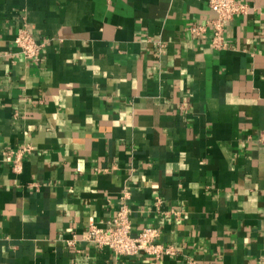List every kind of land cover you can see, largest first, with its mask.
Instances as JSON below:
<instances>
[{"label":"crops","instance_id":"1","mask_svg":"<svg viewBox=\"0 0 264 264\" xmlns=\"http://www.w3.org/2000/svg\"><path fill=\"white\" fill-rule=\"evenodd\" d=\"M243 1L216 49L208 0H0V264H151L82 240L123 203L158 264H264V0Z\"/></svg>","mask_w":264,"mask_h":264},{"label":"built area","instance_id":"2","mask_svg":"<svg viewBox=\"0 0 264 264\" xmlns=\"http://www.w3.org/2000/svg\"><path fill=\"white\" fill-rule=\"evenodd\" d=\"M208 5L209 9L216 14L215 18L210 21L213 29V46L216 49H223L226 47L227 42L225 36L226 26L236 15L245 14L248 10V5L243 0H208ZM192 30L196 33L202 31L201 28H193ZM14 44L19 47L20 52L26 59L35 60L40 58L44 45L34 38L28 27L19 29ZM160 48H162V45ZM30 149L31 147L27 146L20 151L13 166L14 171L20 172L22 170L23 163L21 156L29 152ZM10 156H8V159H10ZM124 197L126 198L127 195L125 194ZM158 236L159 230L153 227H144L139 233L134 235L129 208L123 203L106 227L91 224L84 231L82 240L90 242L99 248L110 249L115 257L119 259L135 256L144 252L156 258L151 264H158L157 259L159 256L164 251L168 252V250H171L157 242ZM75 242V240L71 241L72 244ZM190 264L194 263L192 262Z\"/></svg>","mask_w":264,"mask_h":264}]
</instances>
